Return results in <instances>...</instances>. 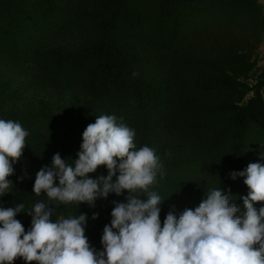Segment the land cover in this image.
Wrapping results in <instances>:
<instances>
[{
    "label": "rangeland",
    "instance_id": "1",
    "mask_svg": "<svg viewBox=\"0 0 264 264\" xmlns=\"http://www.w3.org/2000/svg\"><path fill=\"white\" fill-rule=\"evenodd\" d=\"M161 1L17 0L19 5H9L4 12L14 25L17 19H27L26 22L19 21L15 27V34L22 41L14 48L30 54L38 51L35 58L39 60L43 59V51L48 45L82 49L91 41L99 40L101 35L97 30L103 20L116 16L115 24L122 28L129 21L132 22L130 13L133 15L135 12V15L145 18L143 23L135 22L137 31L127 36L123 31L117 34L126 41V49L135 53L137 60L147 51L158 54L156 63L143 69L145 79L158 85V90L171 82L176 91L175 97H179V102L176 100L170 107L161 105L160 109L150 108L144 116V119H148L149 130L141 139L135 140L137 149L145 145L155 149L163 165V175L158 174L156 183L148 189L163 200L159 205L161 224L169 212L178 218L185 209L194 210L210 189L220 188L231 195L243 212L241 197L246 196L249 190L243 182L244 177L238 176L232 180L230 173L243 171L249 163L264 164L261 158L264 155V133L259 118H251L247 137L239 149L232 129L234 112L219 110V107L225 103L247 102L255 91L260 92V101L264 106V0H176L173 10L175 18L172 16L169 27L162 25L163 31L168 29L160 36L165 40L155 38L154 42H150V38L155 36L149 30H160ZM28 13L35 19L28 18ZM51 18L58 19V27H62L55 35L48 34L52 29L49 23ZM175 26L180 31L178 34L175 33ZM147 30L144 37L143 33ZM31 39L36 42L28 45ZM152 43H157L155 49L149 46ZM10 49L6 48L0 53L1 60L7 59L4 62L7 67L10 61L19 56V50ZM166 50L171 52L164 55ZM30 54L26 57L29 58ZM0 73L1 77H6L4 66H0ZM8 73L11 75L12 71ZM222 73L234 75L241 84L234 87L224 84L219 79ZM25 79L27 76L22 74L18 81L22 83ZM95 84L92 79L91 84L78 86L75 90L84 93L90 91L92 86L96 87ZM12 87L6 89L5 95L0 94V119L19 122L29 133L23 155L14 164V172L29 178L33 187L36 173L44 166H51L54 155L51 153L59 148L61 158L70 165L74 164L73 160L78 158L80 150L72 154V159L69 158L70 155H66L68 151L61 149L64 143L62 139L71 135L70 144L75 141L80 148L82 133L90 122L80 121L81 98L73 100L70 86L58 92L55 101L49 99V91L40 89L35 100L40 110H30L37 106H33L32 101L26 103L33 89L16 90L17 86L13 84ZM52 87L49 88L52 90ZM6 93L10 94V98H7L8 104H3L2 109L1 102ZM97 95L100 96V93ZM58 97L60 100H56ZM167 97V92H162L155 99L151 98V103L159 105L161 101H167ZM29 111L35 116L34 122L23 121ZM75 130L74 135L72 131ZM66 145L69 143L66 142ZM166 171L173 175L170 177L172 179L165 178ZM88 175L97 179L106 176L107 169L100 166L96 172ZM10 177L8 179L11 181ZM56 183L58 185V180ZM11 189L12 186L8 193L0 197V207L14 208L18 205L13 201ZM113 194L110 193L106 199L98 198L94 206L76 202L60 204L50 201L45 193L39 196L35 194V201L54 208L53 221L86 214L85 235L93 248L102 251L103 229L109 225L105 221V214ZM136 194L141 199L148 197V193L142 190ZM261 206L264 203L254 204L257 210ZM21 211L15 218L27 232L31 227V216L27 208ZM94 214H98L96 219L92 218ZM14 263L25 264V261L18 258Z\"/></svg>",
    "mask_w": 264,
    "mask_h": 264
},
{
    "label": "clouds",
    "instance_id": "2",
    "mask_svg": "<svg viewBox=\"0 0 264 264\" xmlns=\"http://www.w3.org/2000/svg\"><path fill=\"white\" fill-rule=\"evenodd\" d=\"M28 135L19 122L0 119V197L13 185L8 177ZM77 156L70 165L54 154L51 166L36 173L32 191L60 204L90 206L127 191L126 202H114L111 222L103 229V250L93 248L85 235L86 214L53 221L54 208L37 202L27 212L31 227L26 232L15 218L22 213L20 203L0 207V264L18 258L25 264H264V206L254 207L264 203V164L249 163L230 173L232 180L244 177L249 190L241 197L243 212L231 195L210 189L194 210L185 209L178 218L169 212L161 225L163 200L148 189L163 175V165L155 149H137L133 129L115 115L97 116L83 131ZM100 166L107 175L90 178ZM138 190L147 192V199L135 195Z\"/></svg>",
    "mask_w": 264,
    "mask_h": 264
},
{
    "label": "trees",
    "instance_id": "3",
    "mask_svg": "<svg viewBox=\"0 0 264 264\" xmlns=\"http://www.w3.org/2000/svg\"><path fill=\"white\" fill-rule=\"evenodd\" d=\"M14 4L19 5L17 0H0V53H3L6 48H12L10 49L12 51L19 50V56L15 58L14 61H10L8 67L4 63L7 62V59H0V66H4L6 70V75H4L6 77H1L2 74L0 73V94L3 93L5 95V92H7L6 89L13 88L12 84L17 86L16 90L31 88L33 92L29 98L30 100L28 99L26 103L32 101L33 106L37 107L30 108V110H40L39 104L35 102L40 89L49 91V99L55 101V95L57 96V93L61 92L64 87L70 86L71 92H73V100L77 101L78 97L81 98L80 121L94 123L97 116L115 115L118 122H123L135 131V140L141 139L145 131L149 130L147 126L148 119H144V116L148 114L150 108L152 110L160 109L161 105L167 108L174 104L176 100L179 102V97H175L176 91L171 82H168L167 85L158 90V85L152 82V80L148 81L145 79L143 69L147 65H151V63H156L158 54L147 51L146 55L141 56L137 60L134 55L135 53L131 51L128 52L129 50L126 49L128 46L126 41L119 38L117 34L118 31H123L124 35L127 36L128 33H133L138 30L134 25L136 24L135 22L143 23L145 18L135 15V12H133V15L130 13V20L132 22L129 21V24L123 25L122 28H120L119 25L118 27L116 26V16L111 20H103V22L98 25L99 28L97 31L99 36L101 35L99 40L91 41L85 47H82L83 50L79 48L68 49L66 47L48 45L47 49L43 51V54H45L43 55V59L48 58V60H39L35 58L37 53H39L38 51L30 54L21 49L14 48L18 47L21 43L20 41H22L19 40L18 35L16 36L15 33L17 31L15 27H17L16 25H18L19 21L26 22L27 20L17 19L15 25L12 23L13 21L9 19V15L5 14L4 11L7 10V6L10 5V7H12ZM175 5L176 0L161 1V12L159 13L160 23L158 25L160 30H149V33L155 36L150 38V42H154L155 38L163 41L165 40L160 36L164 31H168V29L165 28L163 31L162 25H168L169 27L172 16L175 18V13L173 11ZM8 13L10 14V11ZM118 13L120 14V12ZM70 14L71 11L69 15ZM133 16H135V18ZM29 17L35 19L31 13H28V18ZM57 22L58 19H50L49 23H51L52 29L48 34L55 35V33L61 31L60 29H62V27H58ZM63 25L64 23H62V26ZM176 27L177 30L175 29V33L178 34L180 31H178V26H175V28ZM147 32L148 30L144 31V37L147 36ZM170 37H172L171 34ZM31 41L28 45H33L36 42L33 41V39H31ZM156 45L157 43L149 44V46L154 49ZM129 47L132 48L131 45ZM169 52H171V50H166L164 55L169 54ZM27 54H30L29 58L26 57ZM10 71H12L11 75L8 73ZM133 73H136V75H133ZM22 74L26 75L27 79L20 83L18 79ZM92 79L96 83V87L92 86L90 91L80 93L75 90L78 86H87L91 84ZM219 79L222 80L224 84L232 87L241 84L234 75L228 73H222ZM52 82L54 83V88L52 87ZM243 85L244 87L246 86L245 84ZM49 87H52V90ZM96 90H98V92H96ZM161 91L163 93L167 92L169 95V97L166 98L167 101H161L159 105L151 103V98L155 99L157 96L161 95ZM9 93H6L5 99L1 102L2 109L4 105L8 104L7 98H10ZM97 93H100V96H98ZM56 100H60L59 97ZM260 100V92L255 91L254 96L247 102L225 103L219 107V110L234 112L232 129L239 149L247 137V130L251 118H259L264 133V106H262ZM34 117L33 112L29 111V115L26 116L23 121L34 122ZM83 127H85V125H83ZM72 132L74 134V132L76 133L77 131L75 130ZM70 138L71 135L67 139L66 137L62 139L64 143L62 142L63 146L61 149L68 151L66 155H70L69 158L72 159V154H76L80 148L75 141H71L72 143L70 144ZM66 142H68L69 145H66ZM59 150L60 148L54 153H51V155L59 153ZM46 159L48 160V155ZM14 170L16 171L15 167ZM165 173V178L172 179L170 177H173V175H170L168 171ZM10 178L13 183L11 195L14 203H22L24 205L23 208H27L29 211L32 210L36 201L35 194L32 191L33 187L31 180L17 172H14ZM127 195V191L120 196L113 194L110 199V207L105 214V221L109 224L111 222V211L115 206L114 202H126L125 198ZM135 195L137 194L135 193ZM161 225H163V223Z\"/></svg>",
    "mask_w": 264,
    "mask_h": 264
}]
</instances>
